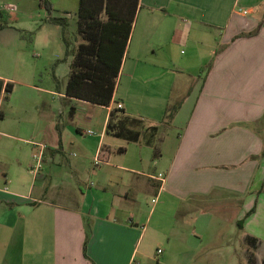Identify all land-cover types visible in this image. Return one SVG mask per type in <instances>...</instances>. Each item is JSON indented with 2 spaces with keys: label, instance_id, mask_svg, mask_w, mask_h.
<instances>
[{
  "label": "crops",
  "instance_id": "obj_1",
  "mask_svg": "<svg viewBox=\"0 0 264 264\" xmlns=\"http://www.w3.org/2000/svg\"><path fill=\"white\" fill-rule=\"evenodd\" d=\"M47 1V17L76 16L79 0ZM263 2L138 0L106 106L65 87L58 106L25 66L18 28H0V264H205L202 237H226L225 216L197 224L194 211L214 203L234 207L246 264H263ZM24 7L0 0L7 15ZM61 42L50 61L69 72ZM229 243L205 246L220 253L208 263L234 264Z\"/></svg>",
  "mask_w": 264,
  "mask_h": 264
},
{
  "label": "trees",
  "instance_id": "obj_2",
  "mask_svg": "<svg viewBox=\"0 0 264 264\" xmlns=\"http://www.w3.org/2000/svg\"><path fill=\"white\" fill-rule=\"evenodd\" d=\"M41 2L47 13H50L48 1ZM137 7L138 0H79L76 36L72 41L66 33L65 17L46 18L62 27L64 55L58 61L71 57L65 86L68 100H84L100 106L110 103ZM5 18L6 12L0 9V28L6 26ZM255 32L238 36H250ZM10 91L11 85L7 84L6 94ZM179 106V101L168 105L164 115L167 123ZM74 110L71 105L69 114L72 115ZM253 210L254 207L249 212ZM251 261L257 264L254 255Z\"/></svg>",
  "mask_w": 264,
  "mask_h": 264
},
{
  "label": "rangeland",
  "instance_id": "obj_3",
  "mask_svg": "<svg viewBox=\"0 0 264 264\" xmlns=\"http://www.w3.org/2000/svg\"><path fill=\"white\" fill-rule=\"evenodd\" d=\"M13 1L17 2L19 0ZM24 1L25 7L22 8L21 11L19 9V12H11L12 16L14 13H16L17 19H14L11 14H6L5 21L6 23H12L18 28V34L25 49V57H23V62L25 63V66L35 64L37 68H40V72L38 73L37 77L38 81H40L42 86L49 87L51 90L54 91V101L58 104V106L62 107L63 105L60 102V98L57 92L64 93L68 65L65 63V61L60 63H54L53 61H50L51 56L55 52H63L61 33L59 35L58 32V30L62 32V27L59 24L46 20L48 13L43 6L39 7V5L37 4V0L36 2L34 0ZM239 8L245 9L246 13L248 14V17H252L254 14H257L258 16L260 13L258 12V10L255 12L253 8H250L249 5H238L236 7L237 13H240L238 11ZM263 9L264 2L262 3V10ZM53 15L61 16L59 15V13L56 12L53 13ZM66 22V33L68 38L72 41L76 36L77 30L76 16L74 15V13H72L71 17L66 18ZM235 37L239 36L236 35ZM54 72L56 78L58 79V82H55L53 79ZM52 96L53 95L51 94H47L48 100H51ZM34 167L38 169L40 166L37 167L35 165ZM226 206L228 207L227 210ZM221 207H223V211H221ZM232 207V205H227L225 203H214L211 205V207L208 205H201V207L197 209V211H194V213H197V224L202 221H205L208 218L209 214H212L213 217L217 216V214L218 216L220 214H224L225 216L223 220L221 219L223 221V225H219L218 230L221 231L223 229L225 231L224 236L226 237H222L221 235H212L211 228H208V232L202 237L204 246L198 251L197 258L198 260L200 257L201 259H204L205 264H210L208 262L210 260H216L217 256L220 254L218 251L210 250L206 247L214 246L213 249L216 248L218 250V248L220 249L221 247L220 243L222 242V239L225 240L226 238H228V241L230 242L229 245H232L236 248L234 264H246V251H244V246L238 235L237 228L234 225V207L233 209ZM158 247H160V242H154L151 245V256H153L155 250Z\"/></svg>",
  "mask_w": 264,
  "mask_h": 264
},
{
  "label": "built area",
  "instance_id": "obj_4",
  "mask_svg": "<svg viewBox=\"0 0 264 264\" xmlns=\"http://www.w3.org/2000/svg\"><path fill=\"white\" fill-rule=\"evenodd\" d=\"M242 13L245 14L246 11L243 10ZM117 107H118V108H121V104H118ZM87 132H88V133H92L91 130H88ZM33 160H35V161L37 162L35 165H36L37 167H39V166H40V162H39V160H40V156H38L37 154H34V155H33ZM98 162H99V157L96 158V159L94 160V163H95V164H98ZM162 176H163V174H162L161 172L157 173V177H162ZM157 252L160 253V249H158Z\"/></svg>",
  "mask_w": 264,
  "mask_h": 264
}]
</instances>
